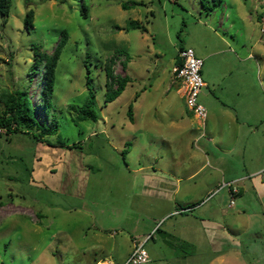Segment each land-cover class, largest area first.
<instances>
[{"label": "rangeland", "instance_id": "rangeland-1", "mask_svg": "<svg viewBox=\"0 0 264 264\" xmlns=\"http://www.w3.org/2000/svg\"><path fill=\"white\" fill-rule=\"evenodd\" d=\"M122 2L139 5L122 9ZM29 9L33 16L25 27ZM131 19L145 30L117 29ZM220 19L223 25H218ZM61 32L67 37L55 69L52 106L44 107L38 97L43 74L34 71L29 78L35 69L31 66L53 54ZM194 45L202 51L227 50L219 56L225 65L221 80L241 81L249 65L255 81L258 70L263 106L264 0H222L213 9L200 0H11L8 14H0V92L26 88L37 121L49 124L54 115L57 125L53 135L34 124L7 138L1 131L0 264H125L127 257L119 254L130 243L135 222L152 228L149 237L138 241L144 240L149 256L143 264H264V196L256 197L249 182H231L239 193L230 194L223 185L230 182L219 180L203 199L220 208L221 223L227 225L213 233L212 243L200 234L204 216L199 209L174 206L177 196H158L155 181L151 192H141V179L156 176V167L171 156V143L154 135L145 144L142 114L150 110L162 124L164 118L187 110L171 67L179 46L192 48L198 57ZM248 52L251 59L241 61ZM216 62V57L206 59L201 77L204 67L216 77ZM106 66L113 76L130 78L108 102ZM228 66L234 68L231 75ZM87 75L92 78L96 118L78 120L68 106L84 101ZM200 90L198 100L205 93H220L212 85ZM187 112L186 120L195 123ZM209 170L204 166V172ZM184 213L196 217L193 245L167 228ZM106 227L101 236L98 229Z\"/></svg>", "mask_w": 264, "mask_h": 264}, {"label": "crops", "instance_id": "crops-1", "mask_svg": "<svg viewBox=\"0 0 264 264\" xmlns=\"http://www.w3.org/2000/svg\"><path fill=\"white\" fill-rule=\"evenodd\" d=\"M223 8L225 9L226 6L224 5ZM217 23L223 25L222 19ZM221 41L224 44L227 43L223 38ZM194 47L198 57L202 59V64L206 59L216 57L217 62L213 66L214 72L217 73L216 77L211 76L204 67L202 80L204 87L209 85L216 87L220 91L219 96L212 93L214 96L211 97L210 94L205 93L199 98L207 110V116L203 122L187 121L185 118V115L189 114L187 110L180 112L174 118H164L162 124L161 118L160 121L158 118L155 121L154 112L149 110L142 114L140 131L146 137L145 144H148L147 136L154 135L157 141L171 143L169 146L171 156L164 160L161 156L163 162L156 167L158 171L156 176L144 177L140 182L142 194L151 192L152 183L155 181L158 196H163V193H167L168 196H177L178 199L175 200L182 205L174 200L172 203L174 206H180L183 209L192 207L191 211L199 209L204 216H201L203 224L200 222L202 225H198L200 234L212 243L213 233L220 232L227 225L221 223L222 213L220 214L219 207L208 205L207 201L202 203V201L217 187L219 180L234 183L249 182L256 197L259 193L264 196V128L261 127L264 123V104L262 106L258 70L255 81L251 78L249 65L248 69L243 71L241 81H235L233 78L221 80V70L225 65L221 64L219 56L224 55L227 50L219 48L202 51L195 45ZM223 59L226 60V58ZM249 59H251L250 52L240 60ZM227 71L231 75L234 68L231 69L228 66ZM166 122L167 125H165ZM171 159L172 161H167ZM183 160H187L188 163ZM204 166L211 170L204 172ZM169 211H165L163 215H168ZM184 214L167 228L182 242L193 245L197 238V226L194 222L196 217L192 214ZM205 214L217 216L219 221L213 223L211 221L214 220H209ZM225 219L226 215H223L222 221L225 222ZM108 228L98 229L101 232L100 235H104ZM130 228V243L124 246L119 258L128 257L135 244L148 236L152 230L149 226H139L136 222ZM111 235L116 237L117 233H110ZM101 236L99 237L102 241L104 239ZM218 258L224 257L219 255ZM96 264L110 263L102 260Z\"/></svg>", "mask_w": 264, "mask_h": 264}, {"label": "trees", "instance_id": "trees-1", "mask_svg": "<svg viewBox=\"0 0 264 264\" xmlns=\"http://www.w3.org/2000/svg\"><path fill=\"white\" fill-rule=\"evenodd\" d=\"M201 4L204 6V2L206 3L207 8L213 9L216 7L222 0H200ZM131 6H128L126 2L121 3L122 9H128L135 5H139L138 2H131ZM11 6V0H0V14L5 16L8 14V11ZM87 9L83 8V15H86ZM33 16V12L31 9L28 10L26 15L24 16L23 23L25 27L31 24V19ZM117 29H123L128 31L129 29H140L142 31L145 30L144 26L141 25L137 20H129L123 27L116 26ZM66 33L61 32V37L55 45L53 54L47 55L40 64V61H35L32 68H35L29 78L33 76L35 72H42L43 80L42 85L40 87L39 104L44 107H51V97L55 82V69L57 65V61L59 58V54L63 44L66 41ZM181 46L178 47V49ZM115 51L123 52L121 49H117ZM127 58V57H126ZM123 67H125V63L123 62ZM35 71V72H34ZM105 96L104 101H112L117 96L121 94L124 90L126 84L130 81L129 76L124 74L123 76H113L112 70L109 66L105 68ZM92 78L87 75L85 77V84L87 87V93L84 101L79 107L69 105V109L76 112V119L78 120H95L96 114L93 109L94 105V91L90 86ZM0 101L2 103V108H0V134L3 131V134L7 138L12 131H16L19 127L24 126L28 127L31 124L37 125L40 127L46 134L53 135L56 131V120L54 115L50 117L49 124L43 122H38L34 115V107L28 97V91L26 88H22L21 90H11V91H2L0 92ZM44 110V109H43ZM131 105L128 106V113L130 114ZM45 112V110H44ZM36 127V129H38ZM28 133V132H27Z\"/></svg>", "mask_w": 264, "mask_h": 264}, {"label": "built area", "instance_id": "built-area-1", "mask_svg": "<svg viewBox=\"0 0 264 264\" xmlns=\"http://www.w3.org/2000/svg\"><path fill=\"white\" fill-rule=\"evenodd\" d=\"M201 65L202 60L195 55L192 48L181 47L177 50V60L171 67V73L175 81L179 82V93L187 110L197 120L203 122L206 119L207 110L198 100L200 89L204 85L200 75ZM223 185L228 187L230 194L237 192V188L232 187L231 182ZM143 241L135 244L125 264H143L148 261V255L143 248Z\"/></svg>", "mask_w": 264, "mask_h": 264}]
</instances>
